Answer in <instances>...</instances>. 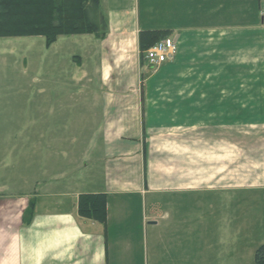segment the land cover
<instances>
[{
    "label": "crops",
    "instance_id": "1",
    "mask_svg": "<svg viewBox=\"0 0 264 264\" xmlns=\"http://www.w3.org/2000/svg\"><path fill=\"white\" fill-rule=\"evenodd\" d=\"M100 4L103 39L62 36L79 41L68 54L73 71L58 80L65 95L32 98V121L8 130L12 142L0 144V264H116L111 252L122 244L131 252L136 241V229L121 234L129 232L118 218L123 211L133 216L137 208L146 228L158 222L145 220L143 209L147 202L154 211L159 205L165 225L175 222L166 226L174 232L192 199L188 214H199L203 200L225 215L233 194L264 199V0H160L161 24L144 29L139 2ZM155 30L178 37L180 56L193 41L194 75L181 78L185 63L169 62L160 66L159 80L167 87L190 85L191 96L152 94L158 85L145 80L140 35ZM42 104L47 114L40 112ZM185 114L226 121L224 129L202 133L199 122H185ZM233 120H255L241 125L239 146ZM84 194L107 196L106 226L80 217Z\"/></svg>",
    "mask_w": 264,
    "mask_h": 264
},
{
    "label": "rangeland",
    "instance_id": "2",
    "mask_svg": "<svg viewBox=\"0 0 264 264\" xmlns=\"http://www.w3.org/2000/svg\"><path fill=\"white\" fill-rule=\"evenodd\" d=\"M138 2L139 8H136L139 10L140 26L143 29L159 26L161 24L160 0H135L136 6ZM250 5L252 6L251 3ZM229 30L238 29L231 28ZM169 38L178 45L179 39L176 35H171ZM72 39L71 37L59 38L58 42L51 47L47 46L46 39L41 36L0 37V144L12 142V139L8 141L5 137L8 130L14 131L13 129L19 127V123L22 125L27 120L32 121V111L29 109L31 107L29 102L32 98L45 99L56 95H65L62 93L64 87L58 80L60 75H66L73 71L70 67L72 62L69 61L68 54L71 49L77 48L79 41ZM192 43L191 40L189 46L182 48L181 56L178 55V45L177 57L175 56L167 62L179 66L185 63V67L179 73V76L184 79L194 75V63L196 62L193 60ZM145 67V80L158 85L153 89L152 94L155 97L192 95L190 85L184 88H178L176 84L168 87L166 84L161 86L159 80H162L163 76L160 66L150 68L146 65ZM51 69L54 70L53 73H51ZM54 83L56 89H54ZM144 84L142 82V88ZM149 91L148 89V93ZM174 106L176 107V105ZM187 106H191V104ZM45 108H48V105H40L42 114H47L48 111ZM190 115L192 117V113ZM185 118V122L189 124L199 122L202 133H208V131H203L205 128L219 126V129H224V122H226L196 121L193 118L187 119V114H185ZM252 121L255 120L231 121L234 144L240 145L241 125L243 123L251 124ZM157 125L158 128H155L159 130V121ZM185 131L188 130L185 128ZM223 132L224 130L221 133ZM218 136L221 135L218 134ZM221 137L223 138V136ZM239 153V149L234 150V158H239L237 156ZM152 198L148 197L150 202ZM157 202L159 203V199ZM192 202L193 199L190 203H185L182 223L179 220V227L174 232L170 231V228L167 229L166 226H173L175 222L170 220V223L165 225L161 220L165 211L159 205L154 211L155 206L151 209L150 203L147 202L146 209H143L145 220L153 217L152 219L158 222V225H148L146 228L138 221L137 208L131 209L134 212L133 216L130 214L124 216L123 211L118 218L122 217V231L127 229L129 232L121 234L122 236L123 234L129 235L136 229L135 233L133 232L136 241L133 242L134 247L131 252L129 247L120 244L121 247L116 248L114 255L111 252L110 259L112 261L115 259L116 264H147V259H154V264H161V259H167L168 264H176L177 260V264H197V262L209 264L212 259H215L216 264L221 261L220 259H230L231 264H257L256 254L264 246V199L261 198V195L255 196L253 199H243L240 194H233L232 209L227 210L226 215L224 214L225 210H222V214L218 208L210 210L204 203L206 201L203 200L200 201L202 207L199 214L196 211L193 214H188L189 209L191 211L194 209ZM217 202L219 203V201ZM164 244H168L166 248H162Z\"/></svg>",
    "mask_w": 264,
    "mask_h": 264
},
{
    "label": "trees",
    "instance_id": "3",
    "mask_svg": "<svg viewBox=\"0 0 264 264\" xmlns=\"http://www.w3.org/2000/svg\"><path fill=\"white\" fill-rule=\"evenodd\" d=\"M106 32L100 0H0V37L41 36L51 46L62 36L94 34L103 39ZM169 36L168 30L142 32V51L145 53ZM33 207L32 203L24 214L27 224L32 220ZM78 213L82 218L106 226L107 196L81 195ZM256 255L257 264H264V246Z\"/></svg>",
    "mask_w": 264,
    "mask_h": 264
},
{
    "label": "built area",
    "instance_id": "4",
    "mask_svg": "<svg viewBox=\"0 0 264 264\" xmlns=\"http://www.w3.org/2000/svg\"><path fill=\"white\" fill-rule=\"evenodd\" d=\"M177 51L178 45L176 42L171 38H167L148 49L145 53V59L150 67L157 68L175 57Z\"/></svg>",
    "mask_w": 264,
    "mask_h": 264
},
{
    "label": "water",
    "instance_id": "5",
    "mask_svg": "<svg viewBox=\"0 0 264 264\" xmlns=\"http://www.w3.org/2000/svg\"><path fill=\"white\" fill-rule=\"evenodd\" d=\"M152 224H154V223H152Z\"/></svg>",
    "mask_w": 264,
    "mask_h": 264
},
{
    "label": "bare ground",
    "instance_id": "6",
    "mask_svg": "<svg viewBox=\"0 0 264 264\" xmlns=\"http://www.w3.org/2000/svg\"><path fill=\"white\" fill-rule=\"evenodd\" d=\"M107 33V32H106Z\"/></svg>",
    "mask_w": 264,
    "mask_h": 264
}]
</instances>
